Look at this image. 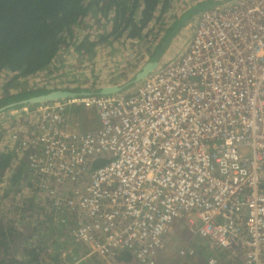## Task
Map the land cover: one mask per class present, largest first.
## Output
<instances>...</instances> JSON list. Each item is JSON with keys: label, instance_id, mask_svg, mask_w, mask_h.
Here are the masks:
<instances>
[{"label": "built area", "instance_id": "2783aa9c", "mask_svg": "<svg viewBox=\"0 0 264 264\" xmlns=\"http://www.w3.org/2000/svg\"><path fill=\"white\" fill-rule=\"evenodd\" d=\"M68 105L95 112L97 128L70 124ZM32 121L8 134L25 169L7 212L22 222L40 205L55 264H156L176 221L195 226L207 264L223 251L264 264V0L203 11L183 50L133 92L46 103Z\"/></svg>", "mask_w": 264, "mask_h": 264}, {"label": "rangeland", "instance_id": "374dc122", "mask_svg": "<svg viewBox=\"0 0 264 264\" xmlns=\"http://www.w3.org/2000/svg\"><path fill=\"white\" fill-rule=\"evenodd\" d=\"M232 1L170 0L159 21L151 23L140 39L131 40L126 34L117 37L118 32L112 33L114 6L110 0H85V16L72 28V38L66 41L45 70L23 77L0 69V101L18 94L31 97L41 90L97 92L103 87L124 85L134 78L146 62L156 60L159 67L175 58L193 33L195 22L204 8ZM160 10H157V15ZM135 87L129 86L121 93L129 94ZM39 106L18 107L0 114V154H8L6 150L10 144L7 138L12 129L25 128L29 131ZM67 117L70 124L82 130H95L98 126L95 112L79 106L68 105ZM24 169L23 162L14 155L10 166L0 177V232L4 236L1 238L4 245L0 246V264H55L59 245L57 241L55 245L52 242L47 245L45 242L49 240H43V223L37 215L40 205L35 208V214H30L22 222L12 220L7 212L14 202L13 197L21 193L19 182ZM14 174L19 175L15 185L11 183ZM33 199L28 202L35 206L37 203ZM53 231L52 228L48 230L46 236ZM184 247L192 249L193 255L181 258L178 252ZM88 253L87 248L76 247V256L84 257ZM210 255L205 243L195 232V226L176 221L164 237L156 264H207ZM128 258L124 259L123 255L113 262L90 254L88 264H138L131 257ZM214 258L217 264L237 263L232 255L224 251Z\"/></svg>", "mask_w": 264, "mask_h": 264}, {"label": "trees", "instance_id": "16d2710c", "mask_svg": "<svg viewBox=\"0 0 264 264\" xmlns=\"http://www.w3.org/2000/svg\"><path fill=\"white\" fill-rule=\"evenodd\" d=\"M84 2L85 0H0V69H7L23 77L45 70L66 41L72 38V28L85 16ZM169 2L170 0H110V4L114 6L112 33L118 32L117 37L126 34L128 39H140L142 32L164 15ZM159 8L161 10L157 15ZM44 92L41 90L33 95ZM26 96L28 94L6 97L0 101V107L20 101ZM11 160L12 155L0 154V177L10 166ZM105 163L103 160L96 161L93 169ZM18 177L17 174L11 177L13 185ZM2 233L0 232L1 247L4 245L1 241L4 237ZM50 235L52 238L49 236V240L55 245V235ZM128 257L124 255V259H129Z\"/></svg>", "mask_w": 264, "mask_h": 264}, {"label": "water", "instance_id": "95a60500", "mask_svg": "<svg viewBox=\"0 0 264 264\" xmlns=\"http://www.w3.org/2000/svg\"><path fill=\"white\" fill-rule=\"evenodd\" d=\"M219 3H216L207 9L218 7L220 5ZM207 9H204L203 11ZM157 68H158V62L156 60L146 62L141 67V69L134 75V78L130 80L129 82H127L126 84L121 85V86L103 87L97 92L73 91V90H67V89H55V90L45 91L43 94L29 97L26 99H22L17 102L8 103L0 107V114L8 110H12L18 107H24L28 105H43L46 103H52L56 101L74 100V99H78L82 97H89V96L116 95V94L121 93L125 88L129 86H132V85L137 86L142 81L147 79Z\"/></svg>", "mask_w": 264, "mask_h": 264}, {"label": "crops", "instance_id": "0c3cea01", "mask_svg": "<svg viewBox=\"0 0 264 264\" xmlns=\"http://www.w3.org/2000/svg\"><path fill=\"white\" fill-rule=\"evenodd\" d=\"M204 9H205V8H204ZM204 9H203V10H204ZM196 24H197V21L195 22V25H196ZM194 27H195V26H194ZM192 34H193V33H192ZM192 34H191V36H192ZM191 36H190V37H191ZM182 48H183V47H182ZM182 48H181V49H182ZM50 237H51V235H50ZM51 238H52V237H51ZM50 242H51V240H49V241H47V242H45V243L48 245Z\"/></svg>", "mask_w": 264, "mask_h": 264}, {"label": "flooded vegetation", "instance_id": "af4514ba", "mask_svg": "<svg viewBox=\"0 0 264 264\" xmlns=\"http://www.w3.org/2000/svg\"><path fill=\"white\" fill-rule=\"evenodd\" d=\"M125 256H127V255H125Z\"/></svg>", "mask_w": 264, "mask_h": 264}]
</instances>
